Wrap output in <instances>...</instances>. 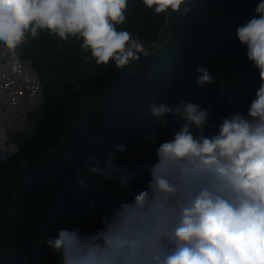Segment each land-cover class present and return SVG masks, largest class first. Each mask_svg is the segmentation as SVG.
Here are the masks:
<instances>
[{
  "label": "clouds",
  "instance_id": "clouds-1",
  "mask_svg": "<svg viewBox=\"0 0 264 264\" xmlns=\"http://www.w3.org/2000/svg\"><path fill=\"white\" fill-rule=\"evenodd\" d=\"M185 3L142 0L156 15L179 12ZM127 7L128 0H0V49L14 53L29 37L47 32L61 41H82L81 49L90 53L86 62L123 68L147 53L129 30L118 29ZM256 13L236 29L261 81L247 115L222 118L208 136L212 106L150 104L157 125L168 126V116L182 123L157 147L146 190L102 217L104 227L94 234L62 229L50 238L46 243L60 264H264V0ZM195 71L198 87L213 82L207 67ZM5 141L0 160L19 151ZM115 147L125 151L124 145ZM114 156L110 151L103 168L92 155L85 161L105 180L118 175L123 188L131 175Z\"/></svg>",
  "mask_w": 264,
  "mask_h": 264
},
{
  "label": "trees",
  "instance_id": "trees-1",
  "mask_svg": "<svg viewBox=\"0 0 264 264\" xmlns=\"http://www.w3.org/2000/svg\"><path fill=\"white\" fill-rule=\"evenodd\" d=\"M260 2L186 0L179 12L156 15L154 10L145 9L142 0H128L127 20L118 29L129 30L134 38L149 43V54H139L138 60L118 68L115 77L114 63L98 66L94 61L86 62L84 57H90V53H85L82 41L74 37L61 41L41 32L37 39L29 37L19 47L21 58L41 78L43 116L33 137L19 143L15 158L0 163L1 170L16 160L37 158L45 149L47 138L62 130L66 122L65 93L69 88L83 82L103 96L81 105L71 152L58 155L53 172L30 168L21 175V215L12 232L20 240L27 263L5 258L0 259V264H60V255L53 254L46 243L50 238L62 229L94 234L104 227L102 217H110L121 204L133 202L135 195L146 190L150 180L147 166L156 161L157 147L171 140L182 123L168 116V126L157 125L150 104L174 106L187 101L202 108L212 106L210 124L217 112L226 117L235 112L247 115L251 99L232 90L222 93L215 75L224 70L247 82L261 83L258 69L248 60L247 48L236 35L238 26L258 17L256 7ZM159 23L165 28L163 38L159 30H153ZM197 66L209 69L212 83L196 85ZM204 131L208 136L214 134L210 127ZM147 136L153 139L148 145L155 157L142 163L136 152L137 139ZM116 145H124L125 151H118ZM110 151L115 152L114 163L131 175L123 188L118 175L105 180L86 165L85 157L92 155L100 167H105ZM1 184L2 176L0 190Z\"/></svg>",
  "mask_w": 264,
  "mask_h": 264
},
{
  "label": "built area",
  "instance_id": "built-area-1",
  "mask_svg": "<svg viewBox=\"0 0 264 264\" xmlns=\"http://www.w3.org/2000/svg\"><path fill=\"white\" fill-rule=\"evenodd\" d=\"M146 56L149 46L144 45ZM116 66V65H115ZM115 72L118 68H115ZM224 82L225 76L219 77ZM258 83L247 82L242 78L240 93L251 99L259 88ZM223 91L222 93H226ZM85 96L82 102L80 96ZM103 93L90 90L83 82L69 88L65 93V118L63 135L55 143L47 146L41 154L33 159H19L12 165L0 169L2 184L0 190V259L16 258L27 263V257L22 249L19 238L12 232L18 223L20 212V190L18 186L21 175L30 168L53 172L59 154H69L73 140L78 130V111L84 102L99 99ZM43 116V84L40 76L20 55L19 48L13 53L0 49V147L5 144H15L29 141ZM226 116L217 112L211 122L210 131L216 133L222 118ZM17 154V153H16ZM15 154V155H16ZM6 159L0 163H9L15 155L3 153Z\"/></svg>",
  "mask_w": 264,
  "mask_h": 264
},
{
  "label": "rangeland",
  "instance_id": "rangeland-1",
  "mask_svg": "<svg viewBox=\"0 0 264 264\" xmlns=\"http://www.w3.org/2000/svg\"><path fill=\"white\" fill-rule=\"evenodd\" d=\"M153 30L154 31H156L157 32V30H159V32L158 33H160L161 34V37L163 38V36H164V33H165V28H164V26L161 24V23H159V25L158 26H155L154 28H153ZM142 43H143V45H146V46H149V43H147L145 40H141V39H139ZM115 68H117L116 66H114V68H113V73H112V76H114L115 77V74H116V72H115ZM114 86V85H113ZM84 99H86V97L83 95V96H80V98H79V100L82 102ZM63 129V128H62ZM113 130V129H112ZM114 131V130H113ZM62 135H63V130H61L58 134H56L55 136H51V137H48L47 138V145H46V147L47 146H49V145H51V144H53V143H55L57 140H59L61 137H62ZM128 138V140H132V137H127ZM127 138H126V140H127ZM135 140V139H134ZM153 139H152V137L151 136H147V137H145V138H140V139H137V144H138V149H137V153L140 155V157H141V162L142 163H146L148 160H150V159H154V157H155V155L153 154L154 152H152V150L150 149V147H149V145H148V143L149 142H151ZM125 141V140H124ZM45 147V148H46ZM18 149H20V147H18Z\"/></svg>",
  "mask_w": 264,
  "mask_h": 264
},
{
  "label": "crops",
  "instance_id": "crops-1",
  "mask_svg": "<svg viewBox=\"0 0 264 264\" xmlns=\"http://www.w3.org/2000/svg\"><path fill=\"white\" fill-rule=\"evenodd\" d=\"M221 75L225 76L224 82H220V80H219V77ZM215 76L218 79V84H219L221 92L226 91V90L227 91L232 90L235 93L241 95L240 87H241L242 78L239 75L228 73V72L222 70V71L218 72Z\"/></svg>",
  "mask_w": 264,
  "mask_h": 264
}]
</instances>
